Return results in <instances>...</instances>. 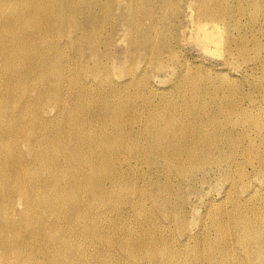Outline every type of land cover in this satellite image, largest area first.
<instances>
[{
	"label": "bare ground",
	"instance_id": "obj_1",
	"mask_svg": "<svg viewBox=\"0 0 264 264\" xmlns=\"http://www.w3.org/2000/svg\"><path fill=\"white\" fill-rule=\"evenodd\" d=\"M152 1L0 0V264H264V95L184 74L176 88L190 101L154 95V70H133L137 54L166 70L177 51L144 28L155 27ZM186 7L194 41L223 46L227 68L240 54L264 68V0ZM120 25L134 29L132 68L111 49ZM126 90L141 99L146 133L130 125ZM213 177L224 195L193 234L188 205Z\"/></svg>",
	"mask_w": 264,
	"mask_h": 264
},
{
	"label": "rangeland",
	"instance_id": "obj_2",
	"mask_svg": "<svg viewBox=\"0 0 264 264\" xmlns=\"http://www.w3.org/2000/svg\"><path fill=\"white\" fill-rule=\"evenodd\" d=\"M180 1V0H179ZM182 1V2H181ZM180 1V4H179V2H178V0L177 1H175V4H176V2H178V6H175V5H173V9L171 8V9H169V7H170V4L168 5V7L166 8V9H163L162 8V3H161V1L160 0H153L152 1V4H151V7H152V12H153V17H154V20H155V27H152V20H147L146 22L144 21V23L145 24H143V26H144V28L147 30V29H149L148 31L149 32H153L152 34L155 36V39L157 40V41H159L161 44L162 43H173L174 44V49H175V51H177V57H176V60L173 62V64H172V67H173V69H172V67H170L169 69H166V70H156V69H154V64H155V62H156V60H154V57L151 59V57H150V60H149V55H148V57L145 55H141L140 57H139V54H137V58H139V60H138V62L136 61V63L135 64H133V62H132V59H128V61L126 60L127 58H126V51L125 50H127V48H128V44H129V34H128V31H130L131 30V26H130V30H129V27L128 26H126V29H125V27L124 26H122V25H120V26H118L117 28V33H115V37H116V39H115V42H114V45L111 47V49H112V52H116V53H118V54H116L115 52H114V55L117 57V56H119V57H117L118 59V62L120 63L121 61H127V63L126 64H128V65H126V66H128L129 68H132L133 67V65H136L135 67H133V70H135L136 71V73L138 72V71H140V70H142L143 68H145L146 66H147V68H152V69H150V70H154V75H152L151 76V85H152V89L153 90H151L152 92H154V95L156 94V91H157V93H161V92H164V93H166V92H168V94L170 93V95H171V98L175 101V103H177V102H179V103H181V102H183L182 101V98L185 100V101H190V96L188 95V94H183V93H179V92H177L178 90H177V82H179V80H181V77H182V75H183V79H186V80H191V79H196V81L197 82H199V84H203V83H206V81L207 82H211V80H212V82L214 83V82H221L222 80H224V78L225 79H227V80H229V79H233L235 82H238L237 84H239V86L241 85V87L240 88H242V90L241 91H244V92H248L249 90V93H251L252 94V96H256L255 97V99L256 100H259L260 102H262V97L260 96L261 94H263L264 95V68L262 69L261 67H254V68H248V65H249V63H245V61H244V58H242V55L240 54V55H238V56H236L237 58H236V62L238 63H235V64H233V65H228V68H227V65H226V62L223 60V59H225V57H224V54H226V50H224L223 48V46H221L220 47V50L219 49H217L216 50V52L215 51H207L206 49H204L202 46H201V44L200 45H198L199 44V42H197L196 40V42L194 41V39L196 38L195 36H196V34H193V33H195L194 31H193V23L190 21L191 20V18H189V17H191V15L188 17V15L189 14H192L193 15V13H194V10L192 11L190 8H187L186 7V2H187V0H181ZM189 1V0H188ZM185 4V5H184ZM172 6V5H171ZM175 6V7H174ZM182 6L183 8H184V10H185V12H184V10L182 9V11H181V14H177V12H178V9L180 8V7ZM117 6H115V8H116ZM178 7V9H176ZM114 8V9H115ZM172 10L174 11V12H172ZM179 10H181V8L179 9ZM190 10L192 11V12H190ZM115 12V11H114ZM166 12H167V14L168 15H166ZM173 14V15H172ZM166 15V16H165ZM171 15V16H170ZM175 15V16H174ZM139 16V15H138ZM246 16V17H245ZM249 16L250 15H244V19L246 20H249L250 18H249ZM140 17V16H139ZM142 17V16H141ZM152 17V18H153ZM167 18V20H166V18ZM169 17V18H168ZM181 17V18H180ZM187 17V18H186ZM180 18V19H179ZM179 19V20H178ZM158 20V21H157ZM160 20V21H159ZM169 20V21H168ZM172 20V21H171ZM174 20V21H173ZM181 20V21H180ZM150 21V22H149ZM167 21V22H166ZM176 21H178V22H176ZM180 21V22H179ZM184 21V22H183ZM187 21V22H186ZM188 21H189V23H188ZM169 22V23H168ZM249 22V21H248ZM157 23V24H156ZM176 23V24H175ZM178 23H179V25H178ZM181 23V24H180ZM192 23V24H191ZM168 24V25H167ZM175 26H174V25ZM186 24L187 25V28H186V25L184 26V25ZM157 25V26H156ZM179 27H178V26ZM183 25V26H182ZM142 26V27H143ZM165 26V27H164ZM168 26H170V27H168ZM172 26V27H171ZM191 26V27H190ZM152 27V28H151ZM156 27H158L157 29H156ZM166 27H168V28H166ZM176 27V28H175ZM150 28H151V30H150ZM155 28V29H154ZM166 28V29H165ZM179 28H181L182 29V31L179 29ZM192 28V29H191ZM128 29V30H127ZM163 29V30H162ZM168 29V30H167ZM187 29V30H186ZM244 32H247L248 31V29H247V27H246V25L244 26ZM126 30H127V33H126ZM134 29H132L130 32H132ZM153 30V31H152ZM156 30V31H155ZM173 30H175V31H173ZM155 31V32H154ZM159 31H161V32H159ZM179 31V32H178ZM188 31L189 32H191V34L190 33H188ZM157 32V33H156ZM165 33V35H164V33ZM183 32V33H182ZM193 32V33H192ZM157 35H156V34ZM168 33H170L169 34V37H168ZM172 33V34H171ZM173 33H175L176 35H174ZM178 33H180V34H178ZM248 33H250L249 31H248ZM122 34V35H121ZM127 36V38L124 36ZM159 34V35H158ZM178 34V35H177ZM184 34V35H183ZM190 34V35H189ZM167 35V36H166ZM123 36V38H121ZM156 36H158V38L156 37ZM161 36H165L164 38L163 37H161ZM182 38H181V37ZM190 36H193V38L192 39H190L191 37ZM120 37V38H119ZM172 37H174V38H172ZM185 37V39H183ZM187 37H190V38H187ZM118 38V39H117ZM162 38V39H161ZM168 38L171 40V42L168 40ZM119 39L121 40V39H123L122 41H119ZM126 39V40H125ZM181 39V40H180ZM264 39V38H263ZM127 40H128V42H127ZM164 40V41H163ZM179 42H177V41ZM124 41V42H123ZM126 41V42H125ZM181 41V42H180ZM175 42V43H174ZM177 42V43H176ZM127 44V45H126ZM172 44V45H173ZM125 45H126V47H125ZM139 46H142L141 44H139L138 45V47ZM114 48V49H113ZM213 48H215V47H213ZM119 49H120V51H122V53L121 52H119ZM216 49V48H215ZM224 50V51H223ZM125 51V52H124ZM217 51H220V52H217ZM124 52V53H123ZM215 52V53H214ZM225 52V53H224ZM122 55H121V54ZM222 53V54H221ZM224 53V54H223ZM123 54H124V56H123ZM167 52L166 53H164V56H166L167 57ZM219 54V55H218ZM239 54V53H238ZM223 55V56H222ZM223 57V58H222ZM143 58H145V60L143 59ZM147 58V59H146ZM240 58V59H239ZM123 59V60H122ZM143 59V60H142ZM242 59H243V61H242ZM137 60V59H136ZM149 62H148V61ZM237 60H239V62L237 61ZM142 61L144 62V63H142ZM147 61V62H146ZM177 61V62H176ZM241 61V62H240ZM142 64H141V63ZM151 62V63H150ZM152 62H153V64H152ZM182 62H184V63H182ZM224 62V63H223ZM131 63V64H130ZM138 63V64H137ZM140 63V64H139ZM146 63V64H145ZM148 63H150V64H148ZM180 63V64H179ZM182 63V64H181ZM133 64V65H132ZM177 64V65H176ZM237 64V65H236ZM242 64H243V66H242ZM142 65V66H141ZM146 65V66H145ZM153 65V66H152ZM132 66V67H131ZM138 66H140V67H138ZM144 66V67H143ZM182 66V67H181ZM239 66V67H238ZM127 67V68H128ZM137 67H138V69H140V70H138L137 71ZM176 70H175V69ZM248 68V69H247ZM183 71H182V70ZM253 69H254V71H253ZM259 69H261V70H259ZM175 72H174V71ZM248 70V71H247ZM256 70V71H255ZM114 71H118V69H114ZM156 71V72H155ZM167 71V72H166ZM172 71V72H171ZM162 72V73H161ZM175 74H174V73ZM179 72V73H178ZM183 72V73H182ZM157 73V74H156ZM165 73V74H164ZM173 73V74H172ZM249 73V74H248ZM163 74V75H162ZM178 74V75H177ZM179 74L181 75V76H179ZM256 74V75H255ZM158 77H157V76ZM167 75H168V77H167ZM171 75V76H170ZM173 75H175V77H173ZM222 75H224V76H222ZM245 75H247V76H245ZM117 76H119V75H117ZM117 76L115 75L114 76V78H117ZM155 76V77H154ZM177 76V77H176ZM185 76V77H184ZM163 77V78H162ZM227 77V78H226ZM232 77V78H231ZM235 77H237V78H235ZM239 77V78H238ZM243 77H248V79L246 80V78H243ZM250 77V78H249ZM252 77V78H251ZM156 78H159V79H155ZM163 79V80H161V79ZM174 78H175V80H174ZM179 78V79H178ZM221 78H223V79H221ZM242 78H243V80H242ZM254 78V79H253ZM258 78V79H257ZM153 79H154V81H153ZM167 79V80H166ZM171 81H170V80ZM240 79H241V81H240ZM245 79V80H244ZM263 80V81H260V80ZM174 80V81H173ZM251 80V81H250ZM254 80V81H253ZM257 80L258 81H260V82H262V84L260 83V82H258V84H257ZM128 81V82H127ZM125 83H129V80H126L125 81ZM154 83V84H153ZM173 83H174V85H173ZM212 83V84H213ZM240 83H242V84H240ZM250 83H252V84H250ZM249 84V85H248ZM171 85V86H170ZM173 85V86H172ZM204 85V84H203ZM251 85H253V86H251ZM261 86L260 88L258 87V86ZM250 86V87H249ZM154 87H156V88H154ZM171 87V88H170ZM172 87H173V90H172ZM256 87V88H255ZM246 88V89H245ZM262 88V89H261ZM169 89H171V91H169ZM247 90V91H246ZM254 90V91H253ZM161 91V92H160ZM127 93H129V92H127V90H126V92H125V95H124V100H126V110H127V112H126V114L129 112L130 113V125L132 126V128L134 127V130H139V131H141V130H143L145 133H146V131H145V117H144V115H143V113L142 114H139L138 113V109L140 108V105H139V102H140V98L137 96V95H135V94H127ZM257 93H258V95H257ZM158 96H156L155 97V101L157 102V100H158V102H161L160 100H161V98L160 99H158L157 98ZM156 98H157V100H156ZM258 102V101H257ZM56 103H58L56 100H51V102H46L45 101V104L43 105V106H45V108L44 109H46L47 110V112H46V116H48V117H51V116H54L55 115V113H57L56 112V108H48V106L49 105H51V106H54V104H56ZM262 103H264V101L262 102ZM49 109V110H48ZM55 112H54V111ZM54 112V113H53ZM64 112V113H63ZM62 112V114H64V116L66 115V112H65V110ZM51 113V114H50ZM64 116H61V117H63L64 118ZM66 117V116H65ZM94 122H97L98 124H100V125H103L102 124V121L101 122H99V121H94ZM144 133V134H145ZM20 147L23 149V151H24V154H28L29 153V151H28V149H27V147H26V144H25V142L23 141V140H21V144H20ZM89 158H92L91 156H89ZM16 166H18V165H16ZM20 166V165H19ZM216 177H213L212 179H211V185H212V187L210 186V184L209 183H206V184H204V185H199V188H201V192L203 193L202 194V196L203 197H201V198H198V197H192V201L189 203V205H188V210L190 211V212H192V210H193V213H189L190 214V217H191V219H192V223H191V230L193 231V234H197V230H198V227L200 226V223H201V221H200V217L206 212V209H207V207H208V204L210 203V201H212V200H217V202L219 201V199H221V197L224 195V192H223V188L221 189V183H222V179L221 178H216ZM208 184V185H207ZM201 186V187H200ZM202 187H204V188H202ZM210 187L212 188L211 190H210ZM220 188V189H219ZM219 190V191H218ZM221 191V192H220ZM221 194V195H220ZM211 195V196H210ZM213 196V197H212ZM215 196V197H214ZM207 198H209V199H207ZM214 198V199H213ZM193 199H196V200H193ZM208 201V202H207ZM193 202V203H192ZM191 204V205H190ZM193 205H195V206H193ZM190 207H193L192 208V210H191V208ZM206 207V208H205ZM196 210H197V212H196ZM194 214V215H193ZM192 216H195V217H193L192 218ZM194 227V228H193ZM195 229V230H194ZM196 231V232H195ZM139 232V231H138ZM195 232V233H194ZM116 254H118L117 252H116Z\"/></svg>",
	"mask_w": 264,
	"mask_h": 264
}]
</instances>
